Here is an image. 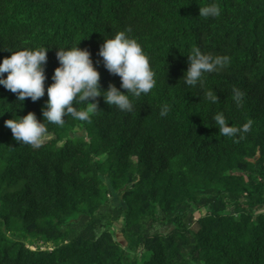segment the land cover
Instances as JSON below:
<instances>
[{
  "label": "trees",
  "instance_id": "obj_1",
  "mask_svg": "<svg viewBox=\"0 0 264 264\" xmlns=\"http://www.w3.org/2000/svg\"><path fill=\"white\" fill-rule=\"evenodd\" d=\"M207 2L0 0V62L4 49L49 48L43 97L22 107L0 85V264H264V0H217L221 16L205 19ZM129 27L157 81L132 112L101 96L87 120L45 121L41 146L14 140L5 120H44L58 47L79 43L101 88H119L98 53ZM193 47L230 63L189 87ZM221 111L232 126L252 121L250 131L219 135Z\"/></svg>",
  "mask_w": 264,
  "mask_h": 264
},
{
  "label": "clouds",
  "instance_id": "obj_2",
  "mask_svg": "<svg viewBox=\"0 0 264 264\" xmlns=\"http://www.w3.org/2000/svg\"><path fill=\"white\" fill-rule=\"evenodd\" d=\"M222 8L217 0L199 5V17L219 18ZM131 28L105 36L100 45L98 55L103 59V65L109 73L121 78L118 88L110 83L107 89L100 85V72L94 65L91 53L86 48L75 46L58 47L56 56L59 66L54 69L52 83L47 87L48 99L42 108L43 122L37 119L34 112L29 111L19 118L4 121L10 128L14 140L19 143L39 147L47 133L45 121L63 125L65 117L71 116L76 120H87L89 114L98 109L97 97H103L109 106H115L123 112H132L135 99L150 93L157 81L150 60L138 40L129 35ZM11 52L10 56L0 62V85L16 93L17 100L22 102L30 97L37 101L45 95L48 47L22 48L18 50L4 49ZM188 67L184 71L182 81L189 87L198 84L203 86L207 73L217 72L230 63L228 55L202 52L199 47H193L187 54ZM5 73L7 75L5 76ZM124 89L126 91H122ZM244 93L239 88H233V99L239 105ZM205 98L215 104L219 97L214 89L205 92ZM83 104L86 107L78 109L74 105ZM168 106L161 108L160 116H166ZM219 135L235 137L250 131L252 121L240 127L232 126L224 113L217 112L213 116Z\"/></svg>",
  "mask_w": 264,
  "mask_h": 264
},
{
  "label": "rangeland",
  "instance_id": "obj_3",
  "mask_svg": "<svg viewBox=\"0 0 264 264\" xmlns=\"http://www.w3.org/2000/svg\"><path fill=\"white\" fill-rule=\"evenodd\" d=\"M81 133H82V131L77 132V134H81ZM49 137H50L49 135H46L45 138H44V140L47 139V138H49ZM112 202L115 203V204L122 203V200H121L120 195L114 194L112 196ZM192 214H193V218H196L199 215V211L194 209L192 211Z\"/></svg>",
  "mask_w": 264,
  "mask_h": 264
}]
</instances>
